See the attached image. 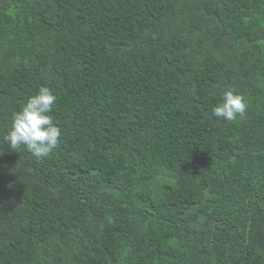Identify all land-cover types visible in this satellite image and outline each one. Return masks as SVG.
Listing matches in <instances>:
<instances>
[{
  "label": "trees",
  "instance_id": "obj_1",
  "mask_svg": "<svg viewBox=\"0 0 264 264\" xmlns=\"http://www.w3.org/2000/svg\"><path fill=\"white\" fill-rule=\"evenodd\" d=\"M0 264H264V0H0Z\"/></svg>",
  "mask_w": 264,
  "mask_h": 264
},
{
  "label": "clouds",
  "instance_id": "obj_2",
  "mask_svg": "<svg viewBox=\"0 0 264 264\" xmlns=\"http://www.w3.org/2000/svg\"><path fill=\"white\" fill-rule=\"evenodd\" d=\"M56 99L50 88L41 86L14 115L11 128L4 136L13 152L26 147L34 157L44 159L58 147L61 129L51 115ZM246 109L244 97L228 89L222 93V100L213 107L212 113L217 118L232 121Z\"/></svg>",
  "mask_w": 264,
  "mask_h": 264
}]
</instances>
